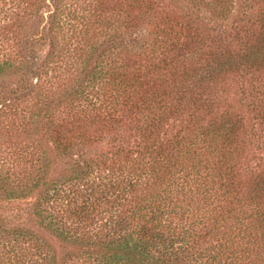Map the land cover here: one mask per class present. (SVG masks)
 Masks as SVG:
<instances>
[{"label":"trees","instance_id":"16d2710c","mask_svg":"<svg viewBox=\"0 0 264 264\" xmlns=\"http://www.w3.org/2000/svg\"><path fill=\"white\" fill-rule=\"evenodd\" d=\"M11 75L0 264H264V0H0Z\"/></svg>","mask_w":264,"mask_h":264},{"label":"rangeland","instance_id":"374dc122","mask_svg":"<svg viewBox=\"0 0 264 264\" xmlns=\"http://www.w3.org/2000/svg\"><path fill=\"white\" fill-rule=\"evenodd\" d=\"M45 26H46V29L43 33L45 38L43 39V41L41 43H39V45H37V47H39L37 49V54H36V55H38V58L35 60L37 65H39L41 63V61L46 57V55L49 51V48H50L49 39H48V29H47V25H45ZM17 78L18 77L15 75L0 78V92L5 91L8 87L14 88L15 87L14 84L18 80ZM11 95H13V94H11ZM6 213L18 215L17 222L19 221L20 223H24L25 225L30 227L32 230L39 233L41 236L45 237L54 246L56 251L59 250L58 241H56V239H54L49 233H47L46 231L41 229L35 223L34 218L32 217V215L30 213V205L28 204V202L10 203L6 206Z\"/></svg>","mask_w":264,"mask_h":264}]
</instances>
